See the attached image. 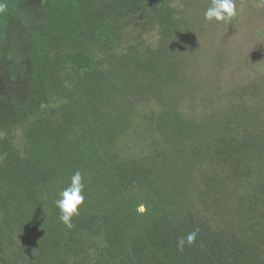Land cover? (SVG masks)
Returning <instances> with one entry per match:
<instances>
[{"label": "trees", "instance_id": "obj_1", "mask_svg": "<svg viewBox=\"0 0 264 264\" xmlns=\"http://www.w3.org/2000/svg\"><path fill=\"white\" fill-rule=\"evenodd\" d=\"M105 1L53 11L50 29L77 46L37 52L30 104L0 106V264H264V121L133 160L70 137L80 115L73 90L88 83L112 97L125 88L128 76L102 71L99 57L119 44L130 12L170 16V0ZM18 2L0 0V46ZM60 99L69 101L51 106ZM42 105L44 118L29 127ZM76 171L85 199L68 229L55 201ZM193 229L196 242L178 251Z\"/></svg>", "mask_w": 264, "mask_h": 264}, {"label": "rangeland", "instance_id": "obj_2", "mask_svg": "<svg viewBox=\"0 0 264 264\" xmlns=\"http://www.w3.org/2000/svg\"><path fill=\"white\" fill-rule=\"evenodd\" d=\"M67 1L19 0L9 15L0 46V106L30 104L37 52L77 46L66 32L50 29L51 13ZM210 5L170 0L165 23L149 10H132L119 44L99 57L102 71L128 76L125 88L112 97L88 83L73 90L71 112L80 115L67 129L70 137L84 145L93 138L104 152L133 160L264 121V0H236L238 15L230 24L207 21ZM45 108L25 124L44 118Z\"/></svg>", "mask_w": 264, "mask_h": 264}, {"label": "clouds", "instance_id": "obj_3", "mask_svg": "<svg viewBox=\"0 0 264 264\" xmlns=\"http://www.w3.org/2000/svg\"><path fill=\"white\" fill-rule=\"evenodd\" d=\"M3 6L0 5V8ZM238 15L236 0H211V5L205 12V19L209 22L230 24ZM85 185L83 183L80 171H76L70 177V184L59 193V198L55 201L59 209V220L66 228L74 227L72 219L79 215L80 206L84 202ZM199 235V229H193L185 236H181L176 241L178 251H183L186 245H192L196 242Z\"/></svg>", "mask_w": 264, "mask_h": 264}]
</instances>
